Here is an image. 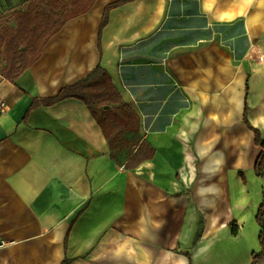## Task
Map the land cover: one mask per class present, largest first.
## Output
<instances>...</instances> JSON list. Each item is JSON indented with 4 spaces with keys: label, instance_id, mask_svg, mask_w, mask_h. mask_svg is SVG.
<instances>
[{
    "label": "crops",
    "instance_id": "0c3cea01",
    "mask_svg": "<svg viewBox=\"0 0 264 264\" xmlns=\"http://www.w3.org/2000/svg\"><path fill=\"white\" fill-rule=\"evenodd\" d=\"M29 1L0 0V28ZM118 1L70 20L16 82L0 72V264H251L264 178L244 115L264 137V0H137L111 12L101 54ZM99 64L156 150L130 171L78 99L25 120Z\"/></svg>",
    "mask_w": 264,
    "mask_h": 264
},
{
    "label": "trees",
    "instance_id": "16d2710c",
    "mask_svg": "<svg viewBox=\"0 0 264 264\" xmlns=\"http://www.w3.org/2000/svg\"><path fill=\"white\" fill-rule=\"evenodd\" d=\"M135 1L137 0H121L111 3L105 8L98 37L101 54L103 33L110 23L111 12ZM95 2L96 0H30L25 12H14L13 17L17 21V27L0 28V54L2 57L0 72L2 76L11 83L16 82L30 67L39 62L49 41L70 20L88 13ZM3 63H6L4 67H2ZM248 90L247 85L246 97ZM71 98L86 104L110 144L111 158L126 170L135 169L145 161L155 158V148L151 143L140 138V116L136 114L129 103L124 101L110 73L101 64L85 80L63 88L56 97L34 99L25 120L28 119L32 110L43 106H54L58 102ZM248 114V106H246L245 124L254 132L256 145L262 148L255 168L257 175L264 178L260 168L264 161V137L258 129H254L250 125ZM122 149L127 150L126 159L123 162L117 157V153ZM256 220L261 226L259 239L262 250L259 254L253 255L251 264H264V201L260 205ZM189 257L191 258V255ZM62 264H73V261L65 259Z\"/></svg>",
    "mask_w": 264,
    "mask_h": 264
},
{
    "label": "rangeland",
    "instance_id": "374dc122",
    "mask_svg": "<svg viewBox=\"0 0 264 264\" xmlns=\"http://www.w3.org/2000/svg\"><path fill=\"white\" fill-rule=\"evenodd\" d=\"M126 155H127V150H120L118 153H117V157L120 158V160L123 162L126 158ZM261 168V172L262 174L264 175V161L263 163L261 164L260 166Z\"/></svg>",
    "mask_w": 264,
    "mask_h": 264
},
{
    "label": "built area",
    "instance_id": "2783aa9c",
    "mask_svg": "<svg viewBox=\"0 0 264 264\" xmlns=\"http://www.w3.org/2000/svg\"><path fill=\"white\" fill-rule=\"evenodd\" d=\"M1 105H2V106H5V104H4V103H2Z\"/></svg>",
    "mask_w": 264,
    "mask_h": 264
}]
</instances>
